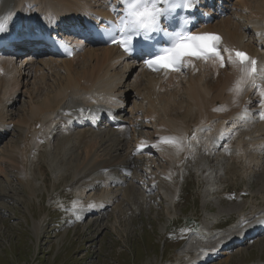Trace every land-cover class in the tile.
<instances>
[{"label":"bare ground","instance_id":"1","mask_svg":"<svg viewBox=\"0 0 264 264\" xmlns=\"http://www.w3.org/2000/svg\"><path fill=\"white\" fill-rule=\"evenodd\" d=\"M201 1L213 5L212 0ZM218 6L224 8L227 16L202 28L197 34H218L223 38V47L247 53L257 61L258 76L264 78V0H223L218 1ZM123 10L124 0H0V25L4 28L2 35L13 40L12 44L16 45L19 39L23 40L15 50L19 55L0 53V74L6 73L5 78L0 76V88H3V83H7L5 89L13 93L7 104L14 105L17 99L24 95L32 106V116L27 129L29 132L24 131L23 127L18 129L22 134L24 147L28 149L31 144L28 141L36 126L42 124L43 129L36 134L34 147L40 152L42 144L39 143L47 141L44 139L45 133H50L55 128L54 118L66 127L81 112L90 114L96 111L97 113L91 116L96 121L106 115L104 112L118 114L121 119L118 131H113L106 124H102V127L95 131L81 122L70 126L84 129L78 134L79 142L74 138L82 148L79 158L81 157L87 166L78 170L77 189H84L81 194H85L86 190L95 189L101 184L114 188L112 191L104 190L89 203H79L82 208L85 207V212L95 214L116 204L114 202L120 197L129 202L131 198L128 199L127 184H145V180L148 181L146 190L157 191L173 204L180 193V187L175 183L180 172L176 170L178 164L183 159L191 155L194 157L197 152L203 151L194 150V143L198 142L208 152H213V142L218 137L220 128L231 124L239 127L247 121L255 120L259 124L250 122L254 129L235 146V153L231 158L236 161L237 166L241 162L245 164L241 169L244 177L263 181V184L258 182L257 193L264 202V159L259 157V154L257 157L254 154L252 158L246 157L247 151H258L256 145L264 144V89L256 90L253 84L249 83L254 81L262 84L255 75L242 76L237 68L228 64L227 53H224V67L213 61L206 63L188 60L190 66L182 70L185 72L183 76L181 73L154 75L140 70L138 66L123 63L124 58L117 48L95 47L87 41L67 38V43L74 41L72 46L76 52L72 59L64 60L51 56L47 49L41 48L43 42L36 40V36L44 31H56L60 27L69 29L68 34L77 37L76 23L85 21V18H82L84 14L111 19L119 17ZM21 33L24 35H20ZM252 36L254 38H251ZM260 37L262 43L257 42ZM28 38L34 42H30ZM27 51L38 56L32 55L30 58L29 55L23 60L20 59ZM32 76L35 77V86L38 82L47 86V92L41 96L38 105L33 104L34 98L27 89ZM130 79L133 81L131 85L128 83ZM39 90L40 87H36V91ZM249 98L251 99L247 102ZM107 102L117 104L107 107L104 105ZM129 103L133 106L125 109L124 105ZM9 124L6 119L0 120V134L2 130L11 132L6 129ZM124 125L128 126L125 128ZM225 133L227 132L223 130L220 136L221 142L224 141L220 148L231 141L225 140ZM172 134L184 137L185 142L180 151L174 146L160 142L162 137ZM64 138L62 143L65 142L66 145L63 148L70 145V139L72 140L67 134ZM57 150H63L61 145L57 146ZM132 167H137L139 173L127 175L125 178ZM253 169L262 173H254ZM3 170L4 168L0 167V178L3 177L9 183L10 179L4 177ZM96 174L99 178L93 176ZM257 193L250 196L257 197ZM97 222L94 221L91 227H95ZM216 225L212 228L215 229ZM40 226V223L34 222L35 234L40 233ZM255 226L258 227L256 231L264 230V218H260V222ZM237 233L240 234V240L246 237L247 242L264 235L261 233L254 236V231L249 236L250 231L248 233L242 230ZM230 242L232 243L222 244L231 246L225 247L227 249L222 246L220 253L216 249L217 245L201 246L202 252L199 251L196 255L198 260L193 264H208L211 259L223 255L227 258L222 264L229 263L231 248L239 245L234 239ZM257 243L262 245L264 240Z\"/></svg>","mask_w":264,"mask_h":264},{"label":"rangeland","instance_id":"2","mask_svg":"<svg viewBox=\"0 0 264 264\" xmlns=\"http://www.w3.org/2000/svg\"><path fill=\"white\" fill-rule=\"evenodd\" d=\"M132 82V79L128 81L130 85ZM6 84L0 88V120L10 123L6 129L11 132L0 141V167L4 168V177L10 180L7 183L0 178V264H193L198 260L196 255L202 252L201 246H219V243L226 244L223 239L229 241L236 237L234 234L241 227V213L249 217L264 212V202L257 193L258 182L263 184V181L244 177L243 162L237 166L232 158L204 155L199 151L197 158L204 155L206 159H196L184 178L177 177L175 183L181 187L174 205L157 191L150 195L131 182L126 186L129 202L120 197L114 202L117 205L101 213L88 214L79 203H89L94 196L114 188L101 184L86 190L85 194H81L84 189H77V174L82 167L87 168L79 158L82 148L77 143L79 135H75L79 132L70 135L72 140L68 146L74 145L72 148H63L65 134L59 133L50 139L46 132L44 139L50 141L43 143L40 152L34 148L32 138L28 141L30 149H26L18 129L23 127L29 132L32 106L24 95L14 105L7 104L13 93L5 89ZM35 84V77H30L27 89L34 98L33 104L38 105L47 86L41 82ZM36 87H40L39 92ZM129 106L128 109L133 104ZM243 137L238 136L240 140ZM58 145L63 150H57ZM202 152L206 153L204 149ZM253 154L258 155L247 151L246 157L252 158ZM134 168L136 175L139 169ZM93 176L99 178L97 174ZM248 192L259 196H249ZM233 194L248 196L243 197V202H229L227 197ZM79 209L87 214L83 219L81 216L78 219L74 211ZM94 221L98 222L91 227ZM34 222L41 225L39 234L33 230ZM214 224H217L215 229ZM194 228L197 232L190 233ZM263 236L256 240H264ZM256 240L253 245L235 249L227 264H264V243L260 245ZM223 256L208 264H222L227 258Z\"/></svg>","mask_w":264,"mask_h":264},{"label":"snow or ice","instance_id":"3","mask_svg":"<svg viewBox=\"0 0 264 264\" xmlns=\"http://www.w3.org/2000/svg\"><path fill=\"white\" fill-rule=\"evenodd\" d=\"M161 3H163V0H160V4ZM152 8V16L147 20L141 21L136 18V13L134 11L135 4L131 3L129 0L128 19L122 21L119 26V31L122 35L119 40H113V43L121 46L125 53L131 54V48L135 37L132 34H139L141 32L147 34L160 30V18L163 9L156 3L152 5ZM3 31V25H0V34H2ZM110 34L111 33H109V35ZM222 40L223 38L221 36L214 33H176L171 47L164 49L159 56L146 60L145 63L149 70L153 72L164 71L165 73L180 72L184 68L190 66L188 58L201 60L206 63L208 61L218 62L221 67H224L226 66L224 53H227V63L237 68L242 76H252L257 73L256 60L252 59L245 52L223 47ZM181 46L186 47L181 48ZM237 83L239 84V81ZM160 142L174 146L177 151H180L185 141L184 137L170 136L162 137Z\"/></svg>","mask_w":264,"mask_h":264},{"label":"clouds","instance_id":"4","mask_svg":"<svg viewBox=\"0 0 264 264\" xmlns=\"http://www.w3.org/2000/svg\"><path fill=\"white\" fill-rule=\"evenodd\" d=\"M131 3L135 4V13L136 18L144 21L149 19L153 14L152 5L156 3L158 6L160 4V0H130ZM128 10V9H127ZM186 46H181V48Z\"/></svg>","mask_w":264,"mask_h":264}]
</instances>
